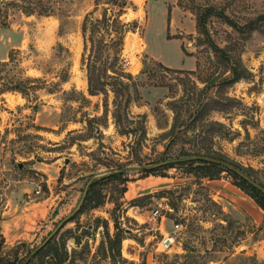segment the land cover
Segmentation results:
<instances>
[{
  "label": "rangeland",
  "instance_id": "374dc122",
  "mask_svg": "<svg viewBox=\"0 0 264 264\" xmlns=\"http://www.w3.org/2000/svg\"><path fill=\"white\" fill-rule=\"evenodd\" d=\"M207 6L228 56L199 33ZM197 151L264 182V0H0V256L20 261L91 180L54 236L65 264H114L106 229L123 264H255L264 225L235 212L225 171L150 168Z\"/></svg>",
  "mask_w": 264,
  "mask_h": 264
},
{
  "label": "trees",
  "instance_id": "16d2710c",
  "mask_svg": "<svg viewBox=\"0 0 264 264\" xmlns=\"http://www.w3.org/2000/svg\"><path fill=\"white\" fill-rule=\"evenodd\" d=\"M44 11V10H43ZM217 17L221 19H227V16L223 13L215 9L213 6H207L205 7L199 15H197L196 18V25L198 27L199 33L202 35H205L207 38V41L209 42V46L211 47L212 51L216 54H220L223 56H228L227 53L220 48L210 37L209 32L206 29V23L210 17ZM84 30V28H83ZM10 57V56H9ZM240 74H236L235 71H233V77L229 78H223L221 82L226 83L228 81L234 82L240 79ZM14 87L17 89L22 88V84H14ZM207 88V86H206ZM209 104L208 101L203 100L199 97L196 101H194L192 106V111L189 110V124H193L195 126V123L197 121H200L203 118V115L205 113V110L207 108V105ZM219 125V123L215 122ZM182 154V155H186ZM193 154L197 155H204L209 156L213 158H218L220 160H223L236 168L240 169L241 171L245 172L247 175L252 177L254 180H256L259 184H261L264 187V182L259 181L255 177L252 176V174L246 170H244L242 167H240L238 164L225 159L218 155H212L210 153H202V152H194ZM198 164L194 166L195 173L200 175L201 177H208L209 179H215L217 176L220 175L221 172L225 171L232 179L233 184L241 189L246 195H248L264 212V194L259 192L256 188L252 187L246 180L239 177L236 173L218 165L215 163H208L203 161H197ZM181 163H188V162H181ZM179 163V164H181ZM191 165V164H190ZM171 166V165H169ZM88 199V198H87ZM105 234L108 238L112 236L114 243L116 244V248L111 250H115L114 253H112V257H114V264H123L122 261V255H121V241L122 236L119 232H115L113 235H111L106 229ZM55 236V235H54ZM53 236V238L41 249L36 251L34 254H30L33 248L27 249L26 254L24 257L19 261L17 258H11L10 255L7 256H0V264H21L27 257H29L28 261L25 264H65L66 259L69 257L70 251L66 245L65 241L58 242L56 241V238ZM2 246H0V249ZM74 252V250H73ZM176 258H178V255H175ZM163 263V262H162ZM166 262H164L165 264ZM173 264V263H170Z\"/></svg>",
  "mask_w": 264,
  "mask_h": 264
},
{
  "label": "water",
  "instance_id": "95a60500",
  "mask_svg": "<svg viewBox=\"0 0 264 264\" xmlns=\"http://www.w3.org/2000/svg\"><path fill=\"white\" fill-rule=\"evenodd\" d=\"M188 161H203V162H208V163H215L218 164L234 173H236L239 177L243 178L244 180H246L252 187L256 188L259 192H261L262 194H264V187L259 184L256 180H254L252 177H250L249 175H247L245 172L241 171L240 169L236 168L235 166L220 160L218 158H213V157H209V156H204V155H188V156H184V157H179V158H174V159H166L160 162H157L155 164H153L152 166H150V168H156V167H161V166H165L171 163H181V162H188ZM91 183V180H88L82 195L80 197V200L78 202V204L76 205V207L66 216H64L54 227V229H52L46 236L45 238L37 245L35 246V248H33V250L31 251L30 254H34L36 251H38L39 249L43 248L52 238L53 236L67 223L71 220L72 216L74 214H76L79 209L81 208L83 202L85 201V197L87 195V191H88V187L89 184ZM29 257H27L21 264H25L28 261Z\"/></svg>",
  "mask_w": 264,
  "mask_h": 264
},
{
  "label": "crops",
  "instance_id": "0c3cea01",
  "mask_svg": "<svg viewBox=\"0 0 264 264\" xmlns=\"http://www.w3.org/2000/svg\"><path fill=\"white\" fill-rule=\"evenodd\" d=\"M172 10H175V8L172 7ZM165 64L168 65L167 63ZM167 67H171V66L168 65ZM172 68H175V67H172ZM189 68H192V67H189ZM235 188L236 190H233V193H231V195L229 194L226 196L229 199H232V201H235L236 203H238L234 207L235 212L238 214L239 213L238 210L243 209L244 211L248 213V215L250 216V220L255 226L264 225L263 210L255 202L248 203L247 201H245L244 196L241 194H244V195L246 194L238 187L235 186ZM243 247H246V248L249 247L251 249V252L255 257V264H264V235L251 239L250 242L247 244V246L244 245Z\"/></svg>",
  "mask_w": 264,
  "mask_h": 264
},
{
  "label": "built area",
  "instance_id": "2783aa9c",
  "mask_svg": "<svg viewBox=\"0 0 264 264\" xmlns=\"http://www.w3.org/2000/svg\"><path fill=\"white\" fill-rule=\"evenodd\" d=\"M37 192H38V191H37ZM156 213H157V211H155V214H156ZM175 227H176V228H178V227H182V225H181V224H175ZM169 241H171V239H169V238H165V239H163L162 243H163L164 246L166 247V246H168Z\"/></svg>",
  "mask_w": 264,
  "mask_h": 264
}]
</instances>
